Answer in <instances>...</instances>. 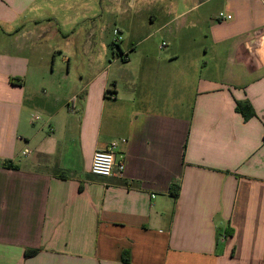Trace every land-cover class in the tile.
<instances>
[{"label":"crops","instance_id":"1","mask_svg":"<svg viewBox=\"0 0 264 264\" xmlns=\"http://www.w3.org/2000/svg\"><path fill=\"white\" fill-rule=\"evenodd\" d=\"M0 264H264V0H0Z\"/></svg>","mask_w":264,"mask_h":264},{"label":"built area","instance_id":"2","mask_svg":"<svg viewBox=\"0 0 264 264\" xmlns=\"http://www.w3.org/2000/svg\"><path fill=\"white\" fill-rule=\"evenodd\" d=\"M220 20H230L232 15H227L225 13H220L218 15ZM114 35L117 37L114 41V45L117 46L120 40L119 30H114ZM167 44L163 43L162 47H165ZM34 120L38 119V116L33 117ZM127 143V139H122L119 141H114L111 143L108 149L98 150L94 153L92 164H91V173L96 176L101 177H110L114 174L115 170H118L119 174H123L125 169L124 162L117 161L116 151L119 148L120 144ZM29 151L25 150V154H28Z\"/></svg>","mask_w":264,"mask_h":264},{"label":"trees","instance_id":"3","mask_svg":"<svg viewBox=\"0 0 264 264\" xmlns=\"http://www.w3.org/2000/svg\"><path fill=\"white\" fill-rule=\"evenodd\" d=\"M237 110L239 112H241L246 119H249V118H251V117H253L255 115L253 109L251 108V106L247 102H245V103L244 102H239L238 106H237ZM176 189H177V187L176 188L175 187L171 188L172 192H174L175 195L178 194V190H176ZM37 252H38V250H32V249L28 250L26 252V256L27 257L32 256V255L36 254ZM127 254L128 253H126V255H124V261H126V262H128L129 259H130L129 257H127Z\"/></svg>","mask_w":264,"mask_h":264}]
</instances>
